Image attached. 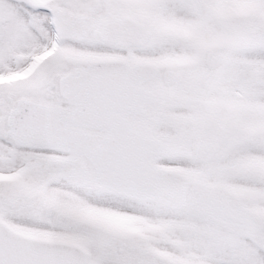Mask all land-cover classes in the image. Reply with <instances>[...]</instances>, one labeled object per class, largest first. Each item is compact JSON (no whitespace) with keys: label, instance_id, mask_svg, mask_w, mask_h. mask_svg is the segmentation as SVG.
<instances>
[{"label":"snow or ice","instance_id":"1","mask_svg":"<svg viewBox=\"0 0 264 264\" xmlns=\"http://www.w3.org/2000/svg\"><path fill=\"white\" fill-rule=\"evenodd\" d=\"M0 264H264V0H0Z\"/></svg>","mask_w":264,"mask_h":264}]
</instances>
